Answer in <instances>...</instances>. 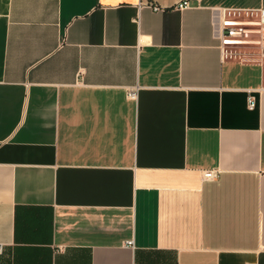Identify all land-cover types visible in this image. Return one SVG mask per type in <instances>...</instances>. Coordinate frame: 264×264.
Here are the masks:
<instances>
[{
  "label": "crops",
  "instance_id": "1",
  "mask_svg": "<svg viewBox=\"0 0 264 264\" xmlns=\"http://www.w3.org/2000/svg\"><path fill=\"white\" fill-rule=\"evenodd\" d=\"M262 8L0 0V264H264Z\"/></svg>",
  "mask_w": 264,
  "mask_h": 264
},
{
  "label": "built area",
  "instance_id": "2",
  "mask_svg": "<svg viewBox=\"0 0 264 264\" xmlns=\"http://www.w3.org/2000/svg\"><path fill=\"white\" fill-rule=\"evenodd\" d=\"M187 2H182L179 6H185ZM223 43L227 45H236L241 43H257L264 54V8L260 9L255 16L249 19L233 18L223 21ZM134 92L128 93L129 97H134ZM248 107L254 108L256 101L255 97L251 94L247 98ZM214 171H206L204 177L213 178ZM2 247H0V252Z\"/></svg>",
  "mask_w": 264,
  "mask_h": 264
},
{
  "label": "rangeland",
  "instance_id": "3",
  "mask_svg": "<svg viewBox=\"0 0 264 264\" xmlns=\"http://www.w3.org/2000/svg\"><path fill=\"white\" fill-rule=\"evenodd\" d=\"M231 49V47H230ZM232 50V49H231ZM239 50L241 51V48H236L234 51H237L239 53ZM243 51V50H242Z\"/></svg>",
  "mask_w": 264,
  "mask_h": 264
}]
</instances>
